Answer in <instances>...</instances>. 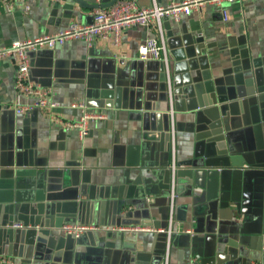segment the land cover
Wrapping results in <instances>:
<instances>
[{
    "label": "crops",
    "instance_id": "obj_1",
    "mask_svg": "<svg viewBox=\"0 0 264 264\" xmlns=\"http://www.w3.org/2000/svg\"><path fill=\"white\" fill-rule=\"evenodd\" d=\"M94 11L75 0L8 11L0 0V48L89 24ZM160 25L127 28L119 45L96 37L32 52L30 79L56 111L17 115L18 64L0 59V261L264 264V177L248 192L244 173L264 169V0L207 3ZM151 38L166 62L138 58ZM79 102L104 116L83 138L53 118L77 121ZM206 153L242 167L206 165ZM66 223L97 229L75 239ZM138 227L149 229L122 230Z\"/></svg>",
    "mask_w": 264,
    "mask_h": 264
},
{
    "label": "built area",
    "instance_id": "obj_2",
    "mask_svg": "<svg viewBox=\"0 0 264 264\" xmlns=\"http://www.w3.org/2000/svg\"><path fill=\"white\" fill-rule=\"evenodd\" d=\"M18 0H1L8 11L15 8ZM27 1V0H24ZM101 3L102 0H94ZM237 0H182L171 2L165 6L154 3L149 7L138 6L137 0H120L112 7L107 9H98L92 13V22L89 24L74 23L66 30L50 35H44L33 40L15 42L11 46L0 48V59L7 57L17 61V73L15 78V89L17 92V102L15 104V113L17 115H29L34 111L50 110L56 111L59 105L51 99V92L31 81L29 76L30 54L32 52L45 48L54 49L58 45H63L69 40H85L90 42L96 37L104 40H111L114 45L121 43L122 34L125 29L130 27L149 28L158 24L161 34V21L164 19H174L176 22L181 20L184 15H190L195 10H199L207 3H216L221 5L225 2H234ZM29 9V7H26ZM227 20V13H223ZM158 43L156 38L146 40L138 49V58L141 60H160L161 55L165 56L166 47L163 39ZM22 97L33 99L31 103L23 104ZM72 108L81 111V117L77 121H65L54 116V122L66 130L76 129L80 137H85L89 133L88 127L90 121L103 119L104 116L91 113L87 110L84 102L73 103ZM172 113V112H171ZM172 203L174 193H172ZM173 207V204L171 205ZM172 219V215L170 217ZM16 229L26 228L20 224H15ZM61 231L69 237L79 239L86 231H94L97 228L83 224L66 223L61 226ZM149 228H124L126 231H145ZM164 232V231H162ZM170 232V230H169ZM0 264H16L9 259H3Z\"/></svg>",
    "mask_w": 264,
    "mask_h": 264
},
{
    "label": "water",
    "instance_id": "obj_3",
    "mask_svg": "<svg viewBox=\"0 0 264 264\" xmlns=\"http://www.w3.org/2000/svg\"><path fill=\"white\" fill-rule=\"evenodd\" d=\"M82 8H86V9H90V10H98V9H107V8H110V7H112L114 4H116L118 1H120V0H102V2L99 4V3H96L94 0H75ZM197 147L198 148H200V147H202V144H197ZM199 153H201V152H196V156L199 154ZM213 154V153H212ZM206 156L205 157H207V161H206V165H213V166H220V165H223V166H230L232 163H233V165L234 166H236V167H242L241 166V164L240 163H238V162H236L235 161V163L231 160V162H230V160H228L227 158H219V159H221V160H219V159H217L216 158V160H215V162H210L209 160H208V156L210 155V154H205ZM211 156H213V155H211ZM221 161V162H220ZM230 162V163H229ZM254 170V171H253ZM253 170H246L245 169V171H244V173H245V177H246V181H245V183H246V190L248 191V192H250V190H251V187L253 186V182H254V179L255 178H257V177H259V178H261L262 179V177H264V169H259V168H256V169H253ZM253 175H255V178L253 179ZM32 178V183H31V185H33V177H34V175L32 174V175H30ZM261 181V180H260ZM22 194H23V192L20 190L19 192H17V195L18 196H16V197H14V200L16 201V202H18V201H20V196L22 197ZM245 197H248V196H245ZM8 203H11V202H8ZM10 210H14V206L12 207H10ZM4 225H7V223L6 222H4ZM11 226H13V224L11 225Z\"/></svg>",
    "mask_w": 264,
    "mask_h": 264
}]
</instances>
